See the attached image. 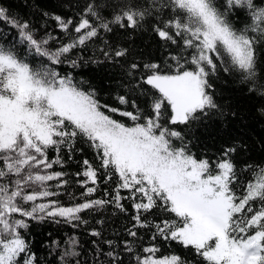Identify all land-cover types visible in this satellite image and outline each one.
Here are the masks:
<instances>
[{
  "label": "snow or ice",
  "instance_id": "6c2138e0",
  "mask_svg": "<svg viewBox=\"0 0 264 264\" xmlns=\"http://www.w3.org/2000/svg\"><path fill=\"white\" fill-rule=\"evenodd\" d=\"M102 7L91 0L76 18L41 11L66 40L53 49L49 41L58 37L47 28L39 37L28 20L0 6V23L16 30L15 36L0 30V264H38L22 231L29 221L78 228L88 223L86 214L109 205L127 213L125 201L133 214L121 245L104 240L99 230L90 233L111 249L104 253L97 246V256L106 255L109 264H124L122 254L134 264H191L178 254L158 256L157 240L194 250L203 264H264V167L238 169L231 158L236 146L224 148L214 161L198 159L171 127L213 112L223 115L210 82L221 70L238 72L247 91L264 98V74H257L264 0H117L104 14ZM145 23L162 46L179 50L170 53L174 68L129 62V48L107 41L100 49L128 78L121 86L129 94L150 98L145 108L129 95L116 99L132 110L102 103L94 88L84 87L86 81L57 69L85 66L71 54L101 32H135ZM78 143L87 144L95 159H84L72 180L63 167L83 152ZM101 181L115 185L105 190L109 199L92 198ZM72 184L83 189L79 196L61 191ZM62 195L69 201L62 203ZM140 229L151 233L153 243H139ZM67 243L61 264H81L78 240L70 236Z\"/></svg>",
  "mask_w": 264,
  "mask_h": 264
},
{
  "label": "trees",
  "instance_id": "16d2710c",
  "mask_svg": "<svg viewBox=\"0 0 264 264\" xmlns=\"http://www.w3.org/2000/svg\"><path fill=\"white\" fill-rule=\"evenodd\" d=\"M89 2L91 0H0V6L9 9L10 13L18 18L28 20L36 29L39 37L46 36L45 28H47L48 33L58 37L56 40L49 41V47L54 49L66 40L55 24L41 15V11L60 14L66 18H76ZM100 2L103 5L101 12L104 14L112 11L107 5L117 2V0H100ZM164 11L168 10L165 9ZM240 26L243 25L240 24ZM0 30L10 33L11 36L16 35L15 29L7 27L3 23H0ZM104 41L113 46L129 48L130 55L127 58L129 62L134 60L141 64L158 63L162 67L171 65L174 68L175 61L170 58V53L171 55H179V50L175 49L174 46H162L151 32L149 25L145 23L143 30L135 32L119 29L112 33L101 32L99 39L75 50L71 57L72 59L81 57L83 61H86L87 63L83 67L71 69L68 64L56 66L62 74L71 72L75 81H86L84 87L91 86L94 88L102 103H107L112 107H127L120 105L116 97L129 95L130 99H135L142 109L145 108V102L150 103V98L139 95V93L129 94L127 88L121 86L128 84V78L123 75L119 67L104 60L100 51L105 47ZM28 59L31 62L33 56H28ZM92 61H103V63H92ZM121 63L123 64L124 61L122 60ZM257 74L258 76L264 74V52L258 58ZM210 82L213 84L212 91L215 93V99L222 106L223 115L219 112H213L208 117L194 121L188 126L173 125L171 127L175 131L181 132L191 152L198 159L208 158L214 161L221 156L224 148L236 146L237 152L231 158L238 169L243 170L245 165L264 167V113L260 111V108L264 107V98L249 93L247 91L248 86L242 81L238 72L224 73L221 70L212 77ZM127 110L132 109L127 107ZM168 114H170V109ZM114 118L124 119L128 124L132 123L119 116ZM77 147L82 148L83 152L74 153L73 159L67 161L63 167V170L69 173L67 178L72 180L76 179L74 174L82 170L84 159H88L90 162L95 159L92 149L87 144L78 143ZM64 151L67 152L66 149ZM54 155L50 152V156ZM54 168L57 171L61 170L60 166H54ZM243 175L249 174L244 173ZM114 187V183L104 184L101 181L99 191L94 193L92 198L109 199L110 197L104 195L105 190L111 192ZM61 191L75 193L79 196L83 189L72 184L61 189ZM59 199L62 203L69 201L67 195H62ZM124 203L128 208L127 213H120L114 206L109 205L97 212L86 214L84 219L88 220V223L78 228L46 220L43 222L29 221V228L22 231L30 244L31 251L36 255L38 264H61L59 257L62 251L68 247L67 242L70 236H74L78 240L75 250L80 252L78 259L81 264H109V257L106 255L97 256V246L104 253L111 249L107 244L101 243V238L93 237L90 233L93 229L99 230L102 232L104 240L111 239L116 245H121V241L128 238L125 228L131 227L133 214L131 202L125 201ZM165 218L175 217L165 216ZM100 220H103L104 223H98ZM139 232L143 237L139 241L140 244L147 246L153 243L149 239L151 235L149 231L140 229ZM93 241L96 243L94 244ZM155 243L160 248V252L157 253L158 256L178 254L190 261L191 264H203L200 258L195 255L194 250L190 248H184L176 242L157 240ZM116 251L121 252V247H117ZM121 258L124 260V264H134L132 258L127 255L122 254Z\"/></svg>",
  "mask_w": 264,
  "mask_h": 264
}]
</instances>
